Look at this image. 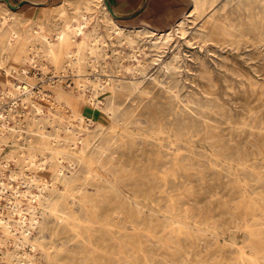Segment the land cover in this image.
Returning a JSON list of instances; mask_svg holds the SVG:
<instances>
[{"label":"rangeland","instance_id":"1","mask_svg":"<svg viewBox=\"0 0 264 264\" xmlns=\"http://www.w3.org/2000/svg\"><path fill=\"white\" fill-rule=\"evenodd\" d=\"M56 5L59 3L40 8L26 3L13 10L0 2V9L15 12L12 21L16 20L27 37L29 25L44 16H53ZM192 9V0H147L134 17L117 19L137 40L138 58L130 57V47L113 36L100 49L97 68L91 66L94 57L87 50L82 52L80 63L63 56L56 66L41 49L34 53V45L29 46L26 38L19 46L6 50L0 44V60L5 53V66L11 72L8 79L0 73V112L6 116V109L13 105L15 117H8V124L16 127L3 133L7 142L0 153L4 165L0 177L21 191L19 199L22 207L28 208L27 216L33 209L30 194L24 196V191L29 185H34L29 192L35 191L43 175L55 177L60 160L53 155L54 148L63 151L66 158L60 185L73 187L80 197L91 192L93 184L105 183L110 176L105 172L107 164L115 163L121 175L120 197L133 202L136 198L142 205L143 217L154 219L144 232L143 245L168 264H238L240 246H245L248 254L253 252L248 247L244 224L253 219L246 214L248 202L239 186L249 181L247 194L264 208V182L254 180L258 184L251 187L256 182L237 168L241 162L249 166L248 171L264 176V18L257 26H250L254 9L239 0H216L201 15ZM187 15L188 34L180 38L176 26ZM95 17L93 26L105 33L110 25L107 16L98 9ZM137 27L143 30L137 33ZM147 28L158 32L174 29V38L158 48ZM117 51H122L123 57H117ZM175 55L174 68H168ZM29 56L34 58L33 63L28 61ZM25 81L33 91L30 100L21 89L7 93L12 90L10 83L20 85ZM168 139L175 140L182 153L188 155L185 167L189 177L183 184L167 188L152 175L150 167L160 158L158 154L166 156L168 150H173V146L166 150L159 144ZM28 144L33 148L30 151L25 147ZM212 153L221 154L219 164L207 159ZM42 161L47 172L33 165ZM92 161L94 170L90 168ZM165 188L168 191L164 192ZM170 194L174 196L172 201ZM0 202L4 215L9 216L12 201L4 197ZM174 203L177 218L186 223L178 239L170 230L169 205ZM259 217L264 220V212L260 211ZM16 219L12 215V222ZM39 219L32 234L40 235V222L45 221L48 243L56 226L55 217ZM156 225L159 228H154ZM3 250L12 252L14 246L9 244ZM26 250L38 261L46 262L41 251L20 248L21 252ZM0 261L8 264L3 255Z\"/></svg>","mask_w":264,"mask_h":264},{"label":"bare ground","instance_id":"2","mask_svg":"<svg viewBox=\"0 0 264 264\" xmlns=\"http://www.w3.org/2000/svg\"><path fill=\"white\" fill-rule=\"evenodd\" d=\"M215 1L216 0H192V10L199 12L200 15L204 14ZM239 1L245 5L248 3L252 6L254 11L252 13L250 26H257L260 19L264 18V0ZM72 5H75L74 8H71ZM53 9L55 10L53 16H44L36 20L33 25H29L31 28L28 31L30 34H28L27 37L24 36L23 31L15 24L16 20L14 19V21H12L15 12L12 13L7 8L0 9V44L3 47L2 49L6 50L19 46L21 40L26 38L29 46L34 45V53H37V49H41L44 53L43 56H49L56 66H58L63 56H67L71 58V60L74 59L76 60L75 62L80 63L82 52L87 50L91 56L94 57L92 59L93 63L90 62L89 64L92 63L91 66L97 68L96 61L99 59L100 49L108 43L109 38L118 36L121 41H124L130 47V57L138 58L137 54L140 50L136 44L137 40L131 34L127 33L125 28L118 23L104 0H64L59 5L54 6ZM70 9L74 11L72 14L70 13ZM98 9L103 11L110 21V25L106 27L105 33L93 26L94 20L96 19L95 12ZM260 15L262 17H260ZM205 16L208 18L211 17L210 14H206ZM188 17L189 15L183 17L177 23L175 31L180 38L186 37L188 34V30L185 27ZM46 20L47 22H45ZM141 30H143L142 27H137L135 29L137 33ZM146 31L154 36V45L158 48H162L172 41L175 33L174 29L158 32L151 28H147ZM121 53L122 51H117V57H123ZM5 55L4 53L0 60V73L5 74L8 79L11 72L5 66ZM176 58L177 55L172 58V61L168 64V68H174L173 61ZM27 59L30 63H33L34 58L32 59V57L29 56ZM139 62L141 61L139 60ZM41 66L44 68L43 63H41ZM79 70L82 72L81 69ZM22 71L24 72L25 70L23 69ZM10 85L12 90L10 89L11 91L7 92L9 95L14 94L15 90L19 92L21 89L28 93L26 100H30L29 96L33 94V91L30 89L28 82L25 81L20 85L18 83H10ZM0 93H2L1 90ZM119 105L121 107V104ZM12 109L13 105L6 109V116L0 112V153L3 150L4 143L7 142L5 139L6 135L3 133L7 130H11V128H13V130L16 128L10 127V123L8 122V117H15ZM36 109L38 112H41L39 107ZM30 118L33 119L32 116H30ZM181 126L182 123H179V129L182 132L183 128H181ZM171 127L174 129V126ZM159 144L166 150L169 149V146H173L174 148L171 151L168 150L166 156L157 155L160 158H157L155 164H152L150 167L153 170L152 175L155 176L162 185L167 186V188L173 184H183L189 177L188 168L185 167L188 155L182 153L181 147L175 140L168 139L167 142L161 140ZM25 147L28 151L33 149L31 144ZM20 148L24 147L20 146ZM51 149L52 151L54 150L53 155L60 160V164L54 171L56 173L55 177L52 179L51 177L49 178L47 174L43 175L40 179L41 185L35 186V191L32 193L29 192L30 187L34 185H29L24 191V196L30 194L28 200L31 205L30 208L33 209L30 217L26 215L28 208L22 207L23 205L19 199L21 191L17 187L10 186L9 182L5 181L3 177H0V201L4 197L12 201V208L10 207L11 212L9 216L4 215L2 203L0 202V249H2L0 250V255H3V259H7L8 264L14 262L15 264L19 262L21 264H115V262H119L118 264H168L165 259L156 257L150 248L143 245L144 232L152 225L154 219L150 217L149 220H146L143 217L142 205L136 198L133 202V200L129 199L126 201L125 197H120L119 178L121 175L120 169L115 167V163L107 164L105 172L109 173L110 176H107V181L105 183L93 184L94 189L80 197L77 195L76 191L73 190V187L70 188L66 185L62 187L60 185L59 177L63 170V161H65L66 158L63 151H56L54 148ZM33 155H31V158ZM220 155L221 154L212 153L209 157L207 156V159H209L212 164H219L221 162L219 158ZM235 162H237V160H235ZM94 163L95 161H92L90 165L91 170L96 169ZM255 164L254 162V165ZM33 165L36 167V170H41L43 172L48 171L47 168L45 169L43 161L40 164L33 163ZM238 166L240 167L237 168V171H246L245 173L251 176V180H261L264 182V176L260 173L247 170L249 166L241 165V162L238 163ZM2 169H4V165L3 162H0V171L3 176L4 173ZM10 176L12 177L13 174ZM250 184L249 181H243L239 189L243 192L245 199L247 198L246 214L250 215L253 219L251 222L248 220L244 222L249 238L248 247L252 248L253 252L248 254L246 247L240 246L238 249V264H264V220L259 217V212H264V208L260 206L256 198L249 197L247 194L246 187ZM256 184L258 183L252 184L251 187H256ZM167 188L163 191H168ZM9 190H11L10 194H8ZM13 195L16 196L15 201L12 200ZM118 197H120V199H118ZM261 198L264 200V195L261 196ZM169 199L171 201L174 199L173 194L169 195ZM169 206L172 210L170 230L178 239V234L184 233L186 223L182 219L177 218L178 212H176V203L170 204ZM187 212L188 209L186 210V216L188 217ZM12 215H16L18 219L12 222ZM40 216L43 218L55 217L56 226H54L50 233L48 243H46L47 238L44 234L45 221L40 222L42 233L37 236L32 234V231L40 221ZM60 226L61 229L58 231ZM154 228H159V225H156ZM153 232L156 231L154 230ZM186 234H190V232L187 231ZM56 241H59L57 245ZM9 244H13L14 250L12 252H4V247H8ZM26 246L35 252L41 251V254H44L46 257V262L43 263L38 261L36 256L29 254L27 250L21 252L20 248H25ZM179 256L181 257L182 253H180ZM0 264H2L1 261Z\"/></svg>","mask_w":264,"mask_h":264},{"label":"crops","instance_id":"3","mask_svg":"<svg viewBox=\"0 0 264 264\" xmlns=\"http://www.w3.org/2000/svg\"><path fill=\"white\" fill-rule=\"evenodd\" d=\"M12 4L16 5L22 1H26V0H10ZM32 2L35 3H46L48 2V6L51 4H55V3H61L64 0H30ZM75 1V0H73ZM145 1L147 2V0H109L110 4L112 5V7L114 8V10L116 11V13L118 14H122V15H130V14H134L136 12H138L144 5ZM0 2H3L2 0H0ZM29 4V3H27ZM35 7H40L41 6H47V5H33V4H29Z\"/></svg>","mask_w":264,"mask_h":264},{"label":"water","instance_id":"4","mask_svg":"<svg viewBox=\"0 0 264 264\" xmlns=\"http://www.w3.org/2000/svg\"><path fill=\"white\" fill-rule=\"evenodd\" d=\"M3 2H6L13 10H17L19 9L22 5L26 4V3H29V4H35V5H47L48 2L46 3H35V2H32L30 0H26V1H22L16 5L12 4L10 0H2ZM108 9L110 10V12L112 13V15L114 16V18L116 19H125V18H131V17H134L136 14L140 13V11L145 7L146 5V1L143 5V7L136 13L134 14H130V15H122V14H118L116 13V11L114 10V8L112 7V5L110 4L109 0H104Z\"/></svg>","mask_w":264,"mask_h":264}]
</instances>
